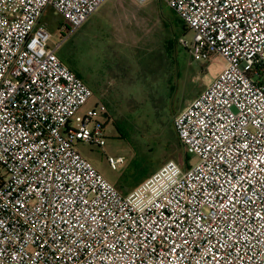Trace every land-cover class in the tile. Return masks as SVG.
<instances>
[{"label": "built area", "instance_id": "built-area-1", "mask_svg": "<svg viewBox=\"0 0 264 264\" xmlns=\"http://www.w3.org/2000/svg\"><path fill=\"white\" fill-rule=\"evenodd\" d=\"M105 1L0 0V264H264V0H159L222 64L173 120L196 163L126 194L76 148L103 149L107 109L78 114L93 92L57 54Z\"/></svg>", "mask_w": 264, "mask_h": 264}, {"label": "rangeland", "instance_id": "rangeland-1", "mask_svg": "<svg viewBox=\"0 0 264 264\" xmlns=\"http://www.w3.org/2000/svg\"><path fill=\"white\" fill-rule=\"evenodd\" d=\"M144 10H147L148 14H139L133 18L136 13L131 12L128 21L120 26L122 33L129 32L135 39L140 37L142 44H148L146 49L139 50L145 57L134 55L138 61L136 63L143 67L140 86L131 90L135 95L113 97L114 110L119 118L104 126L106 141L103 149L76 143L78 152L85 159L108 181L124 190H128L134 182L145 177L140 182L142 183L167 162L174 161L183 170L196 163L197 158L194 155L182 160L176 155L164 156L160 151L151 150L150 136L155 131L164 132L170 128L175 132L174 117L211 83L212 76L219 71L222 64L221 58L217 56L212 57L209 62L194 61L190 57L187 50L178 44V38L183 37L191 42L192 33L182 31L180 24L172 16V10L162 1L150 0ZM154 10L156 12L150 14L149 11ZM41 23L46 24L53 35L51 44L59 40L60 28L67 26L65 19L51 8L45 9ZM169 40L172 44L166 52ZM57 54L77 72L87 86L92 87L91 78H95L101 86V29L96 22L90 21L77 29ZM104 55H107L105 49ZM145 62L147 65H143ZM99 91L101 93V90ZM97 102H101V95L93 92V97L78 114H83ZM146 113L150 117L149 135L143 133L141 127ZM114 124L120 128H132L135 136H132L131 141L134 144L130 145L121 140ZM119 156L124 158V162L113 170L106 158Z\"/></svg>", "mask_w": 264, "mask_h": 264}, {"label": "crops", "instance_id": "crops-1", "mask_svg": "<svg viewBox=\"0 0 264 264\" xmlns=\"http://www.w3.org/2000/svg\"><path fill=\"white\" fill-rule=\"evenodd\" d=\"M146 3L137 4L132 0H106L82 25L94 21L101 29V86L95 78H91L92 87L89 88L92 92H98L101 95V103L106 107L114 103L113 97L135 95L131 90L140 86L139 80L143 75L138 72L142 69H138L137 58L134 55H138L140 49H146L148 44H144V42L142 44L140 37L135 39L129 32L122 33L120 26L128 21L131 12L136 13L133 18L139 14H148L147 10H144ZM149 12L153 14L156 11ZM104 49L106 56H103ZM119 50L124 52L120 53ZM143 65H147V63L145 62ZM69 68L73 70L71 67ZM73 71L75 72V70ZM134 188L118 189L126 194Z\"/></svg>", "mask_w": 264, "mask_h": 264}, {"label": "trees", "instance_id": "trees-1", "mask_svg": "<svg viewBox=\"0 0 264 264\" xmlns=\"http://www.w3.org/2000/svg\"><path fill=\"white\" fill-rule=\"evenodd\" d=\"M172 13H173L172 16L174 17V19L180 24V26L182 28V31H184V32L187 31L186 28H185V26H184V24L178 19V17L176 16V14L173 11H172ZM171 44H172L171 43V40H169L168 47L165 49V51L169 47L171 48ZM137 56L138 57H141V58L142 57H145V56L141 55L139 51H138V55ZM136 62H138V61H136ZM137 65H138V69L141 70L142 69L140 67L141 65H139V64H137ZM141 72L142 71H139L138 74L141 75ZM106 109H107V113H106V117H105L104 126H106L109 121H111L113 119H114V121H116V119L119 118L117 116V113H115L113 104L112 105H108V107H106ZM140 113H142V112H140ZM144 113H145V111H144ZM115 116H117V118H114ZM149 119H150V117L146 113L143 116V119H142L143 122H141V127L143 129V133H146L148 135H149V132H148L149 131V127H148V125L150 124V120ZM130 127L131 126H129V128ZM115 129L119 133V137H120L121 140H124L125 142H127L130 145L134 144L133 141H131V140H133V137L132 136L134 135V132H132L133 131L132 128H130V129H126V127L120 128L118 125L117 126L115 125ZM150 137H151L150 138L151 140L149 141V143L152 146V149L151 150L154 149V150L160 151L161 153H163L164 156H170V155L171 156L172 155L174 156V155H176V156L181 157L182 160L189 158V154L186 152L185 148L181 144V142L178 139V137H177L176 133L174 132L173 128H170L168 131H164V132L155 131V132H153L151 134ZM144 178L139 179L138 181L134 182L129 188L136 186ZM116 187L119 188L118 186H116ZM119 189H124V188H121L120 187Z\"/></svg>", "mask_w": 264, "mask_h": 264}]
</instances>
